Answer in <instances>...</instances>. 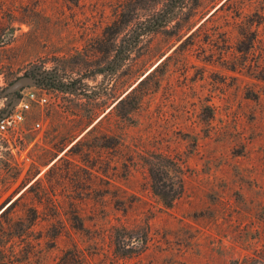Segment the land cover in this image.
Wrapping results in <instances>:
<instances>
[{
    "label": "rangeland",
    "instance_id": "1",
    "mask_svg": "<svg viewBox=\"0 0 264 264\" xmlns=\"http://www.w3.org/2000/svg\"><path fill=\"white\" fill-rule=\"evenodd\" d=\"M28 89L0 264H264V0H0V115Z\"/></svg>",
    "mask_w": 264,
    "mask_h": 264
},
{
    "label": "trees",
    "instance_id": "2",
    "mask_svg": "<svg viewBox=\"0 0 264 264\" xmlns=\"http://www.w3.org/2000/svg\"><path fill=\"white\" fill-rule=\"evenodd\" d=\"M177 172L175 173V175H163L162 173H160L159 171L153 172L152 174H150L151 180H152V191L153 193L160 199L161 204L166 208L169 209L172 207L174 201L180 197V195L182 194V190H183V180L182 178H180L178 175H176ZM167 181L169 182V186L164 187V185L160 186L159 183L163 182V181ZM175 184H177V188H175ZM123 231H128V232H132V230L128 229L125 226H121L120 227ZM146 239V236H145ZM136 241H140L141 243L144 242V240L142 241V239H136ZM74 255L76 260L74 262V264H85L84 261L80 258L77 257L74 251V253L72 251H67L64 253V255Z\"/></svg>",
    "mask_w": 264,
    "mask_h": 264
},
{
    "label": "built area",
    "instance_id": "3",
    "mask_svg": "<svg viewBox=\"0 0 264 264\" xmlns=\"http://www.w3.org/2000/svg\"><path fill=\"white\" fill-rule=\"evenodd\" d=\"M46 101L47 98L45 96H38L32 89L20 92V96L15 101L17 104H13L10 110L0 120V133L5 134L9 130L12 131L17 128V125L24 120V113L28 112L33 104L42 105ZM35 126L39 128L40 124L36 123Z\"/></svg>",
    "mask_w": 264,
    "mask_h": 264
},
{
    "label": "water",
    "instance_id": "4",
    "mask_svg": "<svg viewBox=\"0 0 264 264\" xmlns=\"http://www.w3.org/2000/svg\"><path fill=\"white\" fill-rule=\"evenodd\" d=\"M36 83V79L31 77H22L12 83L3 93L2 95H13L16 91L20 90L21 88L29 85H34ZM127 94V93H126ZM4 114L0 115V120L2 119ZM13 201H8L0 208V214L6 210Z\"/></svg>",
    "mask_w": 264,
    "mask_h": 264
}]
</instances>
